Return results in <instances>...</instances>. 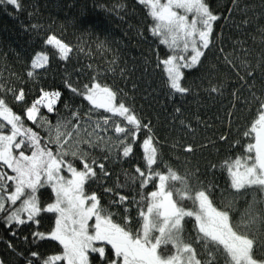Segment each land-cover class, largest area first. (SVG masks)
<instances>
[{
  "label": "trees",
  "instance_id": "obj_1",
  "mask_svg": "<svg viewBox=\"0 0 264 264\" xmlns=\"http://www.w3.org/2000/svg\"><path fill=\"white\" fill-rule=\"evenodd\" d=\"M206 3L220 19L213 23L209 48L202 49L204 56L200 63L191 69H182L185 73L182 86L190 89L186 94L170 89L162 61L172 50L161 42L162 35L153 34L156 21L139 0H22L19 10L0 4V83L4 85L8 106L22 119L24 127L39 135L42 147L49 141V127L58 120L64 121L72 135L65 138L63 150L70 153L78 146L88 154L89 162L94 158L104 163L108 176L86 183L85 193L97 195L99 205L108 209L113 223L133 234L143 232L145 220L139 212H146L150 202L148 194L156 188L152 183L142 188L129 178L137 175V168L143 171L147 167L144 140L152 137L157 163L151 167L161 174L166 175V169L170 168L187 176L194 190L200 184L210 185L213 206L218 211H228L231 225L239 232L237 235L248 241L247 249L252 251L254 264L264 263V188L259 185L232 187L226 167L234 164L235 159L248 163L247 144L254 143L244 133L254 123L259 107L252 93L264 99V0H206ZM32 25L37 27L33 29ZM50 35H56L72 48L68 60L61 59L56 49L45 45ZM41 51L48 55L47 65L33 69L31 62ZM185 55L190 56L191 51ZM30 71L32 77L28 75ZM93 80L117 91L118 102L130 106L141 125L147 124L148 128L141 127L135 137L124 139L113 128L131 127L127 121L103 109L90 113L89 102L66 87L67 81L82 90ZM214 87L218 91L212 92ZM10 89H23L24 99H14ZM41 89L60 91L62 95L54 112L41 107L36 121H32L27 119L26 109L39 99ZM74 112L81 117L79 133L72 131L77 124ZM104 117H111L108 130L101 123L100 129L94 131L95 121H102ZM0 123L5 125L4 134H10L11 126L1 118ZM85 131L86 136L79 138ZM72 139L76 140V146L71 149ZM90 141H95L97 146L90 147ZM49 146L54 153L57 151L54 144ZM124 146L131 147L127 157L123 156ZM188 146L192 151L186 150ZM26 154H31V150ZM65 159L82 170L84 161L79 156L68 155ZM0 170L14 175L2 162ZM96 171L99 175L98 168ZM61 172L68 173L66 169ZM118 184H127V187L119 188ZM175 184L181 187L179 182ZM117 196H127L128 200L114 203ZM39 198L43 205L53 203L55 192L46 185L40 189ZM142 199L143 204L137 203ZM174 199H178L175 191ZM182 203L192 210L190 200ZM19 204L17 201L11 210ZM247 209L251 215L243 217ZM57 215L42 212L38 225L28 222L9 226L5 213H0V260L4 264H28L31 253L38 252L39 257L32 258L33 264H42L44 258L62 255L63 245L50 238ZM90 222L91 231L95 218ZM183 227L184 238L197 240L193 247L198 259L203 262L211 254L215 264H231L222 247L217 248L211 242L205 247L198 240L194 218H185ZM37 231L45 238L33 239ZM156 235V230L150 232V236ZM94 246L104 247L105 256L113 259L111 245L97 241ZM167 251L173 252L174 246L169 245ZM57 264H67V261ZM89 264H104V257L89 252ZM113 264H122V261L114 260Z\"/></svg>",
  "mask_w": 264,
  "mask_h": 264
},
{
  "label": "snow or ice",
  "instance_id": "obj_2",
  "mask_svg": "<svg viewBox=\"0 0 264 264\" xmlns=\"http://www.w3.org/2000/svg\"><path fill=\"white\" fill-rule=\"evenodd\" d=\"M139 2L148 7L151 17L156 21L152 28L153 34L162 35L164 39L161 42L172 50V54L162 61L170 89L175 93H188L190 89L182 86L181 83L185 76L182 69H191L200 63L201 57L204 56L202 49L209 48L213 23L220 17L210 10L206 0H165L163 3L161 0H139ZM0 4H9L18 10L22 9V0H0ZM177 10H183L184 14ZM188 13L193 14L192 20L188 19ZM31 27L35 29L37 26ZM45 45L56 49L63 60H68L69 53L72 52L69 44L56 35L48 36ZM189 50L191 55H185ZM47 62L48 55L41 51L35 54L31 67L44 68ZM28 75L32 77L33 72L30 71ZM251 75L252 73H249V76ZM244 86L251 90L250 85L245 83ZM66 87L89 102L92 106L89 109L90 113L103 109L112 116H119L127 121L131 127L116 125L113 128V131L122 134L124 139L129 136L135 137L141 127L148 128L147 124L141 125V120L130 106L118 102V93L112 88L102 86L95 80L89 85H84L82 90L72 87L67 81ZM10 91L13 92L14 99L21 101L24 99L23 89H10ZM211 91L216 92L218 89L214 87ZM41 93L39 99L26 109L29 120L36 121L41 107L49 113L54 112L55 105L62 95L60 91L43 89ZM252 99L259 104V107L256 110L254 123L244 133L245 136L254 139V143L247 144L248 163L242 164L240 159H235L234 164L226 165L231 175V185L236 189H242L246 185H259L264 188V99L257 98L255 93H252ZM67 107L65 105V108ZM176 111L180 110L176 109ZM0 117L11 125L10 134H4L5 125L0 123V162L14 173L7 175L0 170V213H5V222L9 226L24 225L28 222L38 225L42 212L58 214L55 230L50 232V238L63 245V254L44 258L42 264H57L63 260H66L67 264H89V252L104 257V264H113L114 260L122 261V264H215L211 254L203 262L197 258L196 249L193 247L197 240L191 237L184 238L182 235L185 218H194L198 240L204 242L205 247L208 242L217 248L222 247L231 264H254L252 251L248 250L245 242L238 240L231 230L228 211H218L213 206L210 199V185L200 184L199 189L194 190L187 176H181L170 168L166 169L165 175L151 167L157 163V149L152 146V137L144 140L147 167L143 171L137 168V175L129 178L142 188L150 183L156 188L148 194L150 202L146 205V212H139L145 220L143 232L133 234L125 227L112 222L111 213L107 208L99 205V198L95 193L91 195L85 193L86 183L101 181L103 177L108 176V172L104 163H98L94 158L89 162L88 154L80 151L78 146L77 150L70 153L63 150L67 142L65 138H70L72 135L67 130L69 127L67 122L58 120L55 125H51L49 141L42 147L39 135L32 129L24 127L22 119L8 106L4 98L3 83H0ZM73 117L77 124L72 131L79 133L82 127L79 124L81 117L75 112ZM110 121L111 117L95 121L94 131L100 129L101 123L107 131ZM49 144L56 146L55 153ZM89 146L95 147L97 144L95 141H90ZM14 149L18 150L17 154H14ZM29 150L31 154L27 155L26 152ZM186 150L192 151L191 146ZM130 153L131 147L124 146L123 156L127 157ZM68 155L74 158L79 156L84 161L82 170H78L72 162L65 159ZM62 169H66L71 174V178L62 176ZM157 180L158 184L155 183ZM9 181L12 183L9 184ZM169 181L173 183L169 185ZM175 182H179L181 187L177 188ZM46 185H50L55 192V201L43 205L39 198L40 189ZM118 187L125 188L127 184H118ZM106 191L112 190L106 189ZM174 191L178 199H174ZM144 199L137 203L143 204ZM185 199L192 202V210H188L183 205ZM126 200H128L127 196H117L114 203L118 204ZM17 201H20L19 206L11 210ZM93 217L95 224L90 231L88 221ZM152 230H156L158 235L150 236ZM44 238L43 233L38 231L33 233V239ZM97 241L111 245L114 250L113 259L105 256L104 247L94 246ZM169 245L174 246V251L171 253L167 251ZM39 255L38 252H32L28 264H33L32 258H38ZM0 264H4L3 260H0Z\"/></svg>",
  "mask_w": 264,
  "mask_h": 264
},
{
  "label": "rangeland",
  "instance_id": "obj_3",
  "mask_svg": "<svg viewBox=\"0 0 264 264\" xmlns=\"http://www.w3.org/2000/svg\"><path fill=\"white\" fill-rule=\"evenodd\" d=\"M161 2L163 3V2H165V0H161ZM177 11H179L181 14H184L183 13V10H177ZM188 15V19L189 20H192L194 17H193V14L192 13H188L187 14ZM1 119H3V117H0ZM4 120V119H3ZM5 121V120H4ZM6 123H7V121H5ZM11 126V125H10ZM87 131H88V129H87ZM87 131H85L84 133H80L79 134V138H83V137H85L86 136V132ZM70 147H71V149H72V147H74V146H76V140L75 139H72L71 141H70ZM71 151H73V150H71ZM27 155H30V154H27ZM61 175L62 176H64V177H66V178H71V174L70 173H62L61 172ZM87 206V205H86ZM248 210V209H247ZM219 211H221V210H219ZM250 215H251V212L248 210V213L246 212V214L245 213H243V217H245V216H247V217H250ZM94 218V217H93ZM92 220V219H91ZM90 224H91V222H90V220L88 221V226H90ZM229 224H230V226H231V230H232V232L236 235V238L238 239V240H240V241H242V242H245V246H246V248L249 246V244H248V241L244 238V237H241V236H238L237 234H239V232L231 225V223H230V221H229ZM257 226V225H256ZM259 264H264V263H259Z\"/></svg>",
  "mask_w": 264,
  "mask_h": 264
}]
</instances>
